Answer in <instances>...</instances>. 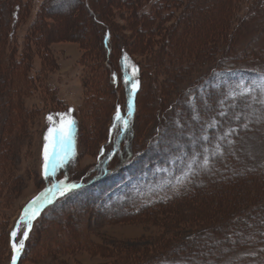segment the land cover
Listing matches in <instances>:
<instances>
[{
  "label": "rangeland",
  "instance_id": "374dc122",
  "mask_svg": "<svg viewBox=\"0 0 264 264\" xmlns=\"http://www.w3.org/2000/svg\"><path fill=\"white\" fill-rule=\"evenodd\" d=\"M127 3L124 0H0V264H12L10 232L15 230L25 207L60 179L57 171L48 178L44 176L46 134L43 131L49 123V112L71 106L81 122L80 147L77 148L74 138L66 161L70 163L60 167L61 178L67 177L65 183L73 184L71 180L87 179L94 172L98 148L109 143L106 137L109 119L116 115L117 109L122 115L125 86L111 80V71L118 67V57L124 49L140 63L144 82L139 112L133 119L130 139L125 138L122 156L123 160H130L127 163L130 169L117 164V171L108 182L61 199L40 217L20 264H149L153 257L165 258L169 253L180 261L194 237L202 238L199 241L202 245L194 241V248H209V251L235 248L217 264H264V252L258 249L259 245L235 243L229 234L228 241L224 240L220 246L218 238H203L207 232L199 237V233L211 230L212 226L222 222L220 226L224 229L228 223L225 220L229 216L213 223V219L202 222L196 217L202 209H205L203 219L214 214L216 204L212 206L209 199H214V203L228 200V190L227 196L224 192L212 196L218 188L210 185L227 175L200 179L203 194L197 193V187L194 191L191 166L199 160L198 151L205 149V143L199 137L187 141L188 121L177 116L181 110L178 99L183 97V92L209 65L220 60L228 46L238 52L242 48L250 53L256 50L253 56L258 58L249 59L248 63L264 68V8H259L263 5L258 0L241 3L182 0L178 8L170 9L174 3L159 0ZM16 6L20 10L15 23L12 14ZM225 16L230 19L223 24ZM108 27L113 32L112 48L105 51L101 36ZM211 45H215L214 55L205 62L192 64L189 53H199L202 47ZM241 82L235 83L230 94L241 90ZM197 95L193 93L191 99L194 101ZM204 103L207 109L210 105ZM247 103L250 108L245 112L244 123L259 120L262 114L255 107L256 100L252 98ZM217 106L221 109L209 117L207 112L203 114L207 127L218 124L217 115L222 113L223 106ZM195 110L197 114L203 113L199 106ZM169 117L172 124L167 123ZM234 118H239V113ZM167 127L173 130L164 132L159 144L161 128ZM235 129L219 132L214 141L228 138L230 131L236 133ZM73 130L74 127L71 135ZM232 142L234 146L229 152L234 153V159L252 166L264 163V128L241 134ZM158 146L166 147L165 152L170 153L166 157L167 166L160 165L168 161L161 162L159 157L164 150H158ZM190 149H193L191 157L186 154ZM207 159L208 156L204 161ZM233 167L236 165L227 169L235 173L231 176L237 177L239 168ZM151 170L155 175L166 174L158 176L156 182H149ZM252 182L247 179L245 183ZM59 196L56 193L52 202ZM152 202L162 204L142 208ZM166 202L168 205L161 206ZM48 204L43 205L39 215ZM39 215L31 221V228ZM26 227V222H20L17 243ZM178 250L180 255L175 254ZM212 258L208 257L211 263ZM173 262L169 261L176 263Z\"/></svg>",
  "mask_w": 264,
  "mask_h": 264
},
{
  "label": "trees",
  "instance_id": "16d2710c",
  "mask_svg": "<svg viewBox=\"0 0 264 264\" xmlns=\"http://www.w3.org/2000/svg\"><path fill=\"white\" fill-rule=\"evenodd\" d=\"M128 2L129 0H124ZM164 1L165 4H175L174 6L170 5L171 8H178L180 6V3L182 0H159ZM240 3L242 0H238ZM79 2V0H78ZM131 2V1H130ZM260 4L263 6L259 8H264V0H258ZM131 5V4H130ZM238 6V5H237ZM16 10L13 11L14 19L13 22H17L18 14L20 7L16 6ZM235 7V5H234ZM239 7H242L241 5ZM233 8V7H232ZM213 10V9H212ZM217 10V9H216ZM230 14L233 15V10L230 9ZM222 11V10H221ZM264 12V10L262 11ZM216 13V11H215ZM218 13V10H217ZM247 18V17H246ZM227 19V20H226ZM230 17H226L224 21L221 23L224 24V22L228 21ZM97 23L100 21L98 19H95ZM202 21H207L202 20ZM41 22L40 24H42ZM220 24V21H219ZM40 29V28H39ZM259 29V28H258ZM244 30V29H243ZM1 32V31H0ZM10 33V32H8ZM40 33V32H39ZM112 36L113 32L110 27L105 28L103 30L102 36H101V46L104 48L105 51L110 50L109 48H112ZM214 46H204L202 47L201 52H190L189 58H193L191 61L192 64H197L198 62H205L206 60H209V57L213 56L214 54ZM227 47V46H226ZM228 49H225V52L223 53V56L220 58L218 62H216L214 65H209L208 70L205 71L203 74H201L199 77H196L194 81H192L191 85L186 88V90L183 92V97L178 99V102H180L181 110H179V116L178 118L181 121H188V124L186 126L185 130H189V135L185 134V137L187 141L191 140L193 137H199L202 139V141L205 143V149L203 148L200 151L199 160H197L195 165L191 166V180L194 183V191L196 190V187L199 189L197 193L200 194V196L203 194V189L200 187L201 183L199 182L200 179L209 178L211 179L214 175H221L226 178L220 177V182H217L215 184V181L210 182V185H214L217 187V191L214 190V193H212V196L220 195L222 192L227 193V190L230 192L228 200H217V203H214L216 201H213L214 199H209V203L215 205L214 213L213 215L209 216L206 219H203L205 214V209L199 211L197 213L196 217L200 218L199 220L211 221V223L215 222L214 220H222L223 218L228 217L225 221H228V223L223 227L220 226L219 223L216 226H212L211 230L203 231L201 234L199 233V237H202L201 235L206 234L204 239L208 237L212 238H218L219 246L224 244V240L228 241V236L230 235L231 239L235 241H238V244L243 243H251L252 247H255L257 245L260 246V249L262 252H264V163H261L258 166H252L248 165L244 160H236L234 159V153L230 154V149L234 146V143L232 141H236L241 134H250L251 132H254V130L258 131L259 129L264 128V68L258 67L257 65L253 63H248L249 59L258 58L257 56H253L255 53L249 52V50L242 48L241 52L235 51L232 46H228ZM235 52V53H234ZM238 52V54L236 53ZM232 53V54H231ZM111 54V53H110ZM192 54V56H191ZM235 54L234 56H232ZM125 55L128 58V66L126 67L125 62ZM191 60V59H190ZM244 60V61H243ZM12 62V60H9ZM255 61H259V59H255ZM209 62V61H208ZM244 62V63H243ZM247 64H246V63ZM243 63V64H241ZM131 65H135V74H133V69L131 68ZM188 66V65H187ZM194 66V65H192ZM190 69L191 67L188 66ZM187 68V71H188ZM129 77L128 81H125V78ZM222 80L221 83H217L216 80ZM111 80L116 82L117 84H123L125 86V99L122 102L124 103L122 108V117L124 119L128 120V128L126 130L123 129L122 124L115 120V115H111L109 121V125L107 126V141L109 140L108 144H105L100 146L98 149V164L96 165V168L91 175L84 180H71L74 184L80 183V187L71 190L70 192H67L63 196H59L55 201L51 202L49 205H47L41 212V214L33 221L32 228L30 232L28 233V237L26 239V242L24 243V247L21 250L19 254V261L18 264L21 263V260L23 256L26 253V246L30 238L32 237V234L36 228V225L39 221L40 217H44V215L54 208V206L61 200L64 199L74 193H79L83 191L84 189L93 187V185L108 182L112 176L114 175L115 171H117V164H121V167L130 169V166L127 165V163L130 164V160L127 159L123 160L122 156H124V144H125V138L129 137L131 135V128L134 126L133 119L136 118L138 112H139V97L144 89V82L142 78V68L140 66V63L137 62L131 52L127 49H124L121 51L119 57H118V67L113 69L111 71ZM241 82L242 88L240 91H237L235 94H230L232 92V89L235 83ZM217 83V84H216ZM133 88H135L134 94H133ZM235 88V87H234ZM193 93H196L197 98L193 101L191 97L193 96ZM204 93V95L202 94ZM225 98V99H223ZM254 98L256 100L255 107H257V111L262 114V117L259 120L251 121L249 120L247 123H244L246 120V114L245 112L249 110L250 106L247 103L250 101V99ZM132 100L133 104V112L131 117H128V104L129 100ZM223 99V101H221ZM209 103V107H204L205 103ZM217 104H220L223 106L222 113L218 114V124L212 125L211 127L207 123L208 121L203 120V116L208 113V117L212 114L213 111H218L221 109V107H218ZM254 104V103H253ZM199 106V108L202 110L200 114H197L195 109ZM71 107V106H70ZM70 107L67 108V110H53L49 112L47 117L52 116L53 121L56 122V124H59L60 116L58 114L60 113H66L67 119H71L74 121L73 126L75 130L72 132V141L75 143L77 148L80 147V134H81V122L79 117L76 114V109H70ZM251 106V109H253ZM207 110V111H206ZM188 112V113H187ZM207 112V113H206ZM239 113V118L234 120L235 114ZM204 114V115H203ZM176 116V117H177ZM174 117V116H172ZM172 117H169L167 120V123L172 124ZM205 117V116H204ZM179 120V121H180ZM49 121V120H48ZM133 121V122H132ZM197 121L198 124L195 126L194 122ZM241 123H244L245 125H241ZM117 124V128H113V125ZM54 126L50 121L46 125L44 129V134L47 135L49 127ZM183 126V123H182ZM185 127V126H184ZM210 127V128H209ZM169 127L163 129L161 128V132L158 138L161 139L158 142L161 143V140L163 138V133H167L168 130L172 131L173 129H168ZM171 128V127H170ZM209 128V129H208ZM230 131V136L227 138H222L220 141L216 142L214 141V136L217 135L219 132H225V130H233ZM169 131V132H170ZM205 131H207L209 134L206 136ZM260 132V131H259ZM261 133V132H260ZM205 136V137H204ZM232 146V147H231ZM231 147V148H230ZM200 148V147H199ZM217 149L214 150V149ZM166 147L158 146V150H164L163 155H159V159L161 162L168 161L166 157L170 153L165 152ZM228 149V150H227ZM193 149L187 151V156L191 157ZM205 151H208V153H205ZM189 154V155H188ZM199 155V154H198ZM197 155V156H198ZM163 156V157H162ZM208 156V159L204 161V159ZM165 157V158H164ZM228 157V160H227ZM133 158V157H132ZM166 159V160H165ZM227 160L225 163H222L223 160ZM230 160V161H229ZM160 162V163H161ZM70 163V162H69ZM68 162L65 164V166H68ZM231 165H236V168H239V171L237 172V177L231 176L232 170H228L227 167ZM168 165L169 161L167 163H163L160 165ZM177 164H179L177 162ZM226 166H225V165ZM239 165L241 167H239ZM235 167V166H234ZM233 169H236L234 168ZM61 169L59 168L57 170L58 172V179L59 180H65V178L61 173ZM226 170V171H225ZM152 173L150 174L147 181H157L158 176H163L166 173H162L161 175H155L153 170H151ZM57 174V173H56ZM230 174V176L228 175ZM134 175V174H132ZM229 176V177H228ZM253 181L252 184L248 183L246 184V180ZM58 180V181H59ZM67 180V179H66ZM51 181V180H50ZM202 181V180H201ZM244 181V182H243ZM66 182V181H65ZM234 183V184H233ZM245 183V184H244ZM197 184V186H196ZM232 193V195H231ZM206 195V194H205ZM204 195V196H205ZM226 195V194H225ZM209 196V197H212ZM227 196V195H226ZM225 196V197H226ZM208 197V196H206ZM213 198V197H212ZM181 200V199H180ZM172 202V201H171ZM162 204V202H152V204L146 205L142 208H152V207H158L159 204ZM174 203V202H173ZM218 204V205H217ZM168 205L167 202L164 203L161 206ZM208 209V208H207ZM212 210V208L208 209ZM207 212V211H206ZM41 218V219H42ZM40 219V220H41ZM210 219V220H209ZM219 230V231H218ZM216 232V233H215ZM229 234V235H228ZM198 236V234H196ZM228 235V236H227ZM239 235V236H238ZM204 236V235H203ZM248 237L249 242L246 241L248 239H244ZM198 238V237H197ZM192 238V240L189 241L190 248H185L184 255L181 257V260L179 257H170V253L168 254V257H161L158 258V256H155L153 258L154 261L150 262L149 264H158L164 263L167 264L169 261L171 263L175 264H210L211 260H208V257L213 256L212 258L213 263L211 264H217L216 262L221 261V259L230 254L231 252H234L235 248H219V250H216L215 248H210L213 251H209V248H194L195 242L194 241H200V239ZM251 239V240H250ZM10 240H11V232H10ZM208 240H210L208 238ZM217 240V239H216ZM202 241V240H201ZM225 241V242H226ZM202 242H199L198 245ZM242 244V245H243ZM196 245V246H198ZM199 247V246H198ZM172 254V253H171ZM175 254H179V250L175 252ZM182 255V254H181ZM211 255V256H210ZM152 258V259H153ZM225 258V257H224ZM209 261V262H207ZM145 264V263H143ZM170 264V263H169Z\"/></svg>",
  "mask_w": 264,
  "mask_h": 264
},
{
  "label": "snow or ice",
  "instance_id": "6c2138e0",
  "mask_svg": "<svg viewBox=\"0 0 264 264\" xmlns=\"http://www.w3.org/2000/svg\"><path fill=\"white\" fill-rule=\"evenodd\" d=\"M126 62V67L128 66V58L125 55L124 57ZM131 68L133 69V74H135V65H131ZM129 77L125 78V81L127 82ZM135 88H133V94H134ZM133 112V104L132 100H129L128 104V117H131ZM60 116L59 124L57 125L55 121H53V117L49 116L48 120L54 125L52 127H49L48 134L45 136V145H44V176L45 178H48L50 175H54L55 172L60 168L63 167V165L66 163L67 159L70 156V147L72 145V136H71V130L74 121L71 119H67L66 113H60L58 114ZM115 120L120 122L122 124V127L124 130L128 128V120L124 119L121 116V113L119 109H117ZM113 128H117V124L113 125ZM67 177H65V180H59L51 184L49 188H47L44 192H42L40 195L35 197L27 207H25L22 217H21V223L26 222L27 227L23 231L22 237L20 238L19 242L17 243L16 237L19 231V228L15 229L11 236L13 238L12 242V249H13V256H12V264H16L17 257L19 256L20 251L24 247V241L28 237V230L31 228V221L39 215L40 209L43 207L46 203H51L52 198L56 195V193H59V195L63 196L67 192H70L73 189H76L80 187V185L77 184H66ZM51 194V195H49Z\"/></svg>",
  "mask_w": 264,
  "mask_h": 264
},
{
  "label": "water",
  "instance_id": "95a60500",
  "mask_svg": "<svg viewBox=\"0 0 264 264\" xmlns=\"http://www.w3.org/2000/svg\"><path fill=\"white\" fill-rule=\"evenodd\" d=\"M16 264H17V261H16Z\"/></svg>",
  "mask_w": 264,
  "mask_h": 264
}]
</instances>
